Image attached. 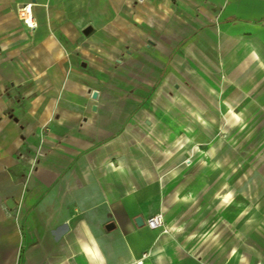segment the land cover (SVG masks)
Segmentation results:
<instances>
[{"label":"crops","instance_id":"obj_1","mask_svg":"<svg viewBox=\"0 0 264 264\" xmlns=\"http://www.w3.org/2000/svg\"><path fill=\"white\" fill-rule=\"evenodd\" d=\"M242 149L264 0H0V264H264Z\"/></svg>","mask_w":264,"mask_h":264},{"label":"rangeland","instance_id":"obj_2","mask_svg":"<svg viewBox=\"0 0 264 264\" xmlns=\"http://www.w3.org/2000/svg\"><path fill=\"white\" fill-rule=\"evenodd\" d=\"M251 155H254L249 152V149H242V159L239 165L240 176L239 178L235 177L234 181L232 179H226V187L228 189H235L239 190L241 194V204L246 205H253L259 204L264 205V164H255L253 158H250ZM228 172H232V165L225 166V173L226 176ZM236 172V170H235ZM229 202V201H227ZM260 215V214H258ZM250 216L248 212H242V224L244 218ZM259 219V216H258ZM242 228V233L246 230ZM259 229H257L258 237L264 238V223L258 225ZM247 239H244L242 236V245H246Z\"/></svg>","mask_w":264,"mask_h":264},{"label":"built area","instance_id":"obj_3","mask_svg":"<svg viewBox=\"0 0 264 264\" xmlns=\"http://www.w3.org/2000/svg\"><path fill=\"white\" fill-rule=\"evenodd\" d=\"M30 3L21 5L17 8V13L20 19L26 24L28 27L33 28L35 23L33 21L31 10H30ZM145 224L150 229H156L163 225L162 215L160 213L154 214L148 217L145 221Z\"/></svg>","mask_w":264,"mask_h":264},{"label":"water","instance_id":"obj_4","mask_svg":"<svg viewBox=\"0 0 264 264\" xmlns=\"http://www.w3.org/2000/svg\"><path fill=\"white\" fill-rule=\"evenodd\" d=\"M96 94H97V92H96L95 90H93L92 93H91L92 98H95V97H96ZM10 202H11V201H9V200L6 202V205H7L8 207H10Z\"/></svg>","mask_w":264,"mask_h":264}]
</instances>
